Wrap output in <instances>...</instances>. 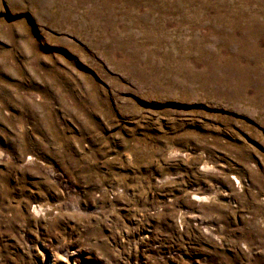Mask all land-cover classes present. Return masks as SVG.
<instances>
[{"label": "rangeland", "instance_id": "374dc122", "mask_svg": "<svg viewBox=\"0 0 264 264\" xmlns=\"http://www.w3.org/2000/svg\"><path fill=\"white\" fill-rule=\"evenodd\" d=\"M0 264H264V0H0Z\"/></svg>", "mask_w": 264, "mask_h": 264}]
</instances>
